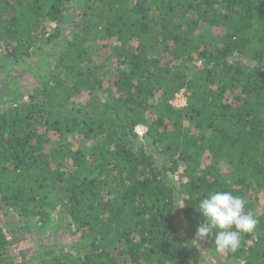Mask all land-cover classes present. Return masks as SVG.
I'll list each match as a JSON object with an SVG mask.
<instances>
[{"label": "trees", "instance_id": "trees-1", "mask_svg": "<svg viewBox=\"0 0 264 264\" xmlns=\"http://www.w3.org/2000/svg\"><path fill=\"white\" fill-rule=\"evenodd\" d=\"M216 191L236 251L195 240ZM263 200L264 0H0V264H264Z\"/></svg>", "mask_w": 264, "mask_h": 264}, {"label": "clouds", "instance_id": "clouds-1", "mask_svg": "<svg viewBox=\"0 0 264 264\" xmlns=\"http://www.w3.org/2000/svg\"><path fill=\"white\" fill-rule=\"evenodd\" d=\"M243 198L229 191L210 192L198 205L204 220L195 233L196 241L212 240L218 251H236L241 246V234L251 233L258 220L245 211Z\"/></svg>", "mask_w": 264, "mask_h": 264}, {"label": "rangeland", "instance_id": "rangeland-1", "mask_svg": "<svg viewBox=\"0 0 264 264\" xmlns=\"http://www.w3.org/2000/svg\"><path fill=\"white\" fill-rule=\"evenodd\" d=\"M50 28H54V26H51L49 25ZM200 65V63H198ZM198 66V65H197ZM181 103V100L178 99V102H176V106L178 107V105ZM186 101H183V104L185 103ZM179 106H182L179 105ZM180 108V107H178ZM264 201V200H263ZM45 238V237H44ZM43 237H40L39 234L38 235H35V234H22L21 233V236H20V241H18V243L16 244V247L14 246L13 249H15V255L19 254L18 256H23L22 259V262L21 264H35L36 262V259H37V254H38V247L39 246V243L42 241V239H44ZM49 239V237H48ZM46 239V240H48ZM192 240L194 239L193 236H190V238H187V240ZM45 244V243H43ZM193 249V248H192ZM202 256H205L204 254L201 253ZM223 255V253H222ZM208 259L206 258V261ZM209 264V263H207Z\"/></svg>", "mask_w": 264, "mask_h": 264}, {"label": "built area", "instance_id": "built-area-1", "mask_svg": "<svg viewBox=\"0 0 264 264\" xmlns=\"http://www.w3.org/2000/svg\"><path fill=\"white\" fill-rule=\"evenodd\" d=\"M178 99H180L181 100V103H180V101H179V105H181L182 104V106H179L178 105V107H185L186 106V102L183 104V101H185V99H184V97H182V96H178L177 97V99L173 102V104L176 106V102H178ZM177 107V106H176ZM145 131H146V129L144 128V127H139L138 128V134L140 135V136H143L144 135V133H145Z\"/></svg>", "mask_w": 264, "mask_h": 264}]
</instances>
